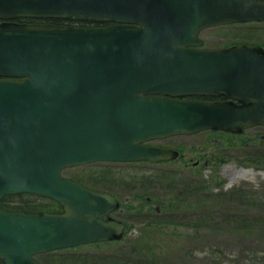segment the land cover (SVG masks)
Wrapping results in <instances>:
<instances>
[{"label":"water","instance_id":"1","mask_svg":"<svg viewBox=\"0 0 264 264\" xmlns=\"http://www.w3.org/2000/svg\"><path fill=\"white\" fill-rule=\"evenodd\" d=\"M79 17L106 26L20 23ZM0 201L32 193L56 211L0 205V264L119 240L120 199L63 170L97 161L159 163L149 142L264 125V49L201 47V31L264 21V0H0ZM219 94L228 100L184 99Z\"/></svg>","mask_w":264,"mask_h":264},{"label":"rangeland","instance_id":"2","mask_svg":"<svg viewBox=\"0 0 264 264\" xmlns=\"http://www.w3.org/2000/svg\"><path fill=\"white\" fill-rule=\"evenodd\" d=\"M200 37L209 46L239 41L264 45V22L212 26ZM149 143L177 149L180 155L159 163L97 161L63 170L67 177L85 170L110 172L114 180L109 187L121 201L114 216L127 223V230L111 247L90 243L65 248L62 254L133 256L126 264H264V218L260 224L251 219L255 214L264 217V125L240 133L208 129ZM186 183H204L209 190L169 210L170 194ZM211 192L220 194L217 200L208 198ZM26 199L44 197L34 194ZM153 207L159 208L155 217L163 222H152L150 215L156 214L148 210Z\"/></svg>","mask_w":264,"mask_h":264},{"label":"trees","instance_id":"3","mask_svg":"<svg viewBox=\"0 0 264 264\" xmlns=\"http://www.w3.org/2000/svg\"><path fill=\"white\" fill-rule=\"evenodd\" d=\"M15 20L20 23H39L48 20L47 22L54 24H69V25L83 26L86 23V20L88 19L79 18V17H69V18H52V19L16 18ZM72 177L79 180L81 183H83L84 185H86L91 189L109 191L112 194H114V192L109 187L110 183L114 179L110 174V172L106 170L104 171L85 170L84 172H81L80 174L74 175ZM189 186H191L192 188H189ZM203 190L208 191L209 186L204 183H200V184L198 183L197 185L194 186L191 185L190 183H186L182 186V189H176L175 192L170 194L169 199L167 200V208H169V210H177L180 207L176 205V203L180 204L179 202L181 201L186 202L188 201V198L192 194L196 192L201 193ZM33 195L34 194L32 193H19V194L7 195L1 199L0 205L4 209H24L28 211H56L60 209V204L51 198L44 197V200L42 201H38L35 199H26V196L28 197ZM222 195H225V192H222ZM219 196H220L219 193L211 192L208 195V198L217 200ZM222 197H226V196H222ZM148 199L145 200L147 202H150L151 200ZM148 212H152L150 214H153V212L156 214L154 216L150 215L151 218L153 217L155 218V220L152 219V222L159 224L164 221L161 217L158 218L155 217V216H159L158 215L159 212L156 207L149 209ZM263 218L264 217L262 215H258V214L251 216V219L253 221H256L257 223H259ZM123 239L124 237L119 240L94 242L91 244L97 247H101V244L105 243L106 245L111 247L113 245L120 243ZM81 246L82 245L76 247L80 248ZM63 250L64 249H59L55 251L42 253L37 255V258L42 264H126L133 257L128 254L108 253V252L100 253V254L85 253L83 255H75V254L65 255L62 254ZM50 254H56L59 257L57 260H55L54 257ZM40 257H44L47 261L42 262L40 260Z\"/></svg>","mask_w":264,"mask_h":264},{"label":"flooded vegetation","instance_id":"4","mask_svg":"<svg viewBox=\"0 0 264 264\" xmlns=\"http://www.w3.org/2000/svg\"><path fill=\"white\" fill-rule=\"evenodd\" d=\"M15 20V19H14ZM16 21V20H15ZM48 20H45V22H47ZM0 22H2V20H0ZM17 22V21H16ZM254 22H264V21H248V22H235L237 23H254ZM40 23V22H39ZM111 24V22H105V21H101V20H93V19H88L86 20V23L83 26H106ZM238 44H252V45H259L264 49V45L260 44L258 42H245V41H239V42H235L234 44H228V45H219V46H209L206 45L205 41H203V45L201 47H208V48H229ZM184 99H188V98H193V99H205V100H228L229 98L224 96V95H219V94H208V95H193V96H184ZM150 200V197L149 199ZM157 210L159 209L158 207H156ZM114 215V213H113Z\"/></svg>","mask_w":264,"mask_h":264}]
</instances>
